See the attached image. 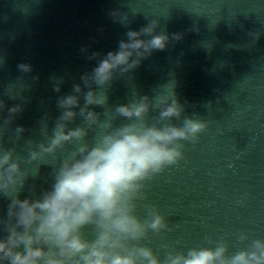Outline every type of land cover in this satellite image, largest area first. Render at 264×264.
<instances>
[{"label":"clouds","instance_id":"clouds-1","mask_svg":"<svg viewBox=\"0 0 264 264\" xmlns=\"http://www.w3.org/2000/svg\"><path fill=\"white\" fill-rule=\"evenodd\" d=\"M156 24L153 20L139 31L129 29L127 39L81 77L83 83L59 97L62 111L48 142L31 149L29 160L43 159L66 142H78L77 148L38 198L18 194L24 180L20 160L14 159L13 151L0 149V194L10 197L7 218H0V264H264V239L260 238L231 255L228 245L218 242L215 247L168 250L163 259L142 243L149 230L168 227L155 206H148L143 219L135 214L134 201L142 182L177 163L183 157L180 141L196 139L205 125L192 118L182 126L168 123L183 111L177 99L150 102L145 95L119 104L112 114L124 120L116 127L110 121L102 124V114L92 106L108 102L107 87L117 72L128 73L153 50L167 46L166 33L143 38L142 34L155 32ZM19 68L31 71L27 63ZM55 87L60 91L59 84ZM4 106L0 99V109ZM152 107L159 109V115L149 123L146 116ZM22 109L21 104L9 108V119ZM78 115L87 128L110 130L102 131L93 144L83 143L87 128L69 127ZM87 225H94L91 238L84 231Z\"/></svg>","mask_w":264,"mask_h":264},{"label":"water","instance_id":"water-1","mask_svg":"<svg viewBox=\"0 0 264 264\" xmlns=\"http://www.w3.org/2000/svg\"><path fill=\"white\" fill-rule=\"evenodd\" d=\"M36 0H0V149L6 150Z\"/></svg>","mask_w":264,"mask_h":264}]
</instances>
